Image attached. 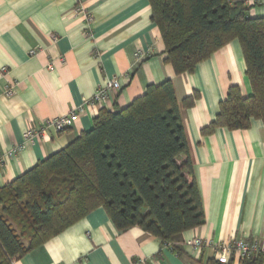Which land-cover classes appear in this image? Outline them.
<instances>
[{"label": "crops", "instance_id": "obj_1", "mask_svg": "<svg viewBox=\"0 0 264 264\" xmlns=\"http://www.w3.org/2000/svg\"><path fill=\"white\" fill-rule=\"evenodd\" d=\"M248 3L252 18H264V0ZM164 51L149 0H0V189L89 131L102 109H125L150 85L171 80L205 217L173 250L140 227L119 231L98 208L11 264H242L212 250L193 253L186 243H264L263 122L202 134L232 86L245 98L253 94L239 41L181 76L164 62ZM111 80L121 89L109 93L105 107L92 104L95 91ZM9 88L12 97H6ZM195 92L199 98L184 107ZM74 112L71 129H50L45 140L25 138L44 121Z\"/></svg>", "mask_w": 264, "mask_h": 264}, {"label": "trees", "instance_id": "obj_2", "mask_svg": "<svg viewBox=\"0 0 264 264\" xmlns=\"http://www.w3.org/2000/svg\"><path fill=\"white\" fill-rule=\"evenodd\" d=\"M149 3L164 62L177 76L240 43L253 94L245 98L232 86L202 134L247 130L252 120L264 125V18L250 16L248 0ZM198 98H185L184 107ZM98 208L119 231L140 227L173 250L179 236L205 223L171 80L150 85L125 109H102L89 131L0 189V264L21 259Z\"/></svg>", "mask_w": 264, "mask_h": 264}, {"label": "built area", "instance_id": "obj_3", "mask_svg": "<svg viewBox=\"0 0 264 264\" xmlns=\"http://www.w3.org/2000/svg\"><path fill=\"white\" fill-rule=\"evenodd\" d=\"M77 12L83 13V11L79 8L77 9ZM87 20L90 23L92 19L87 15ZM53 40H55V38ZM48 69L50 71H53L54 67L51 65L48 67ZM120 89L121 85L119 81L111 80L107 82L104 87H100L95 91L94 95L91 98V103L103 108L107 104L109 93L114 90L119 91ZM15 93L16 92L14 88H9L6 91V97H12ZM78 116V113L74 112L64 117L46 120L44 121L42 128L39 131L30 130L25 134V138L27 140H33L35 138H42L45 140L50 129H54L56 133H61L68 129H71L74 123L77 121ZM13 154L14 151L11 153V155ZM2 163L3 161L0 160V166ZM186 244L193 251V253H197L201 250H212L217 254L236 256L241 261H250L253 259L257 260L259 258H262L264 260V243L256 240L248 241L245 239L233 238L228 243L216 244L212 241L194 239L188 241Z\"/></svg>", "mask_w": 264, "mask_h": 264}]
</instances>
